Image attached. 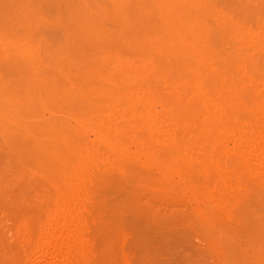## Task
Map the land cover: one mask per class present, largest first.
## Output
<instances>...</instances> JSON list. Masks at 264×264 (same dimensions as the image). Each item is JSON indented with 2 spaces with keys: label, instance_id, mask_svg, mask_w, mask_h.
<instances>
[{
  "label": "bare ground",
  "instance_id": "6f19581e",
  "mask_svg": "<svg viewBox=\"0 0 264 264\" xmlns=\"http://www.w3.org/2000/svg\"><path fill=\"white\" fill-rule=\"evenodd\" d=\"M262 15L250 24L215 0H0V146L26 152L19 180L39 186L43 208L15 227L34 243L27 264L89 263L87 200L107 205L110 190L145 181L188 195L217 263L240 264L237 230L256 238L249 212L264 214ZM235 208V232L216 223Z\"/></svg>",
  "mask_w": 264,
  "mask_h": 264
},
{
  "label": "rangeland",
  "instance_id": "374dc122",
  "mask_svg": "<svg viewBox=\"0 0 264 264\" xmlns=\"http://www.w3.org/2000/svg\"><path fill=\"white\" fill-rule=\"evenodd\" d=\"M215 1L218 2L220 5L224 6L225 8H227L233 14H236V17L238 16L239 19L242 18V21H246L247 23H249L251 19H254V18L259 19L260 17H256V16L257 15L259 16L260 14L262 15L264 13V0L262 2L260 0H254V1L253 0H215ZM225 5L228 7H226ZM256 22L257 20L255 21V24ZM262 25L260 26L263 29ZM52 32L54 33V31H51V33ZM56 32L57 31H55L54 34L57 37ZM52 34L50 35L52 36ZM54 34H53V37H54ZM16 152L14 151L13 154L11 152L9 153L3 147L0 146V264H18V263L27 264L26 258H25L28 256V250L26 249H27V246L29 247V245L27 244H31L30 247L31 246L33 247L32 244L34 243L24 242V240L20 238L19 234L16 232L17 228L15 229V227H18L17 224L19 223V221L24 222L25 219H26L25 223L28 222V224L31 222L33 223L35 221H38L40 218L38 219L37 216L39 217L40 211L42 212L43 210L41 206L40 207L42 208V210H40L39 206L37 205L38 203L35 202L38 200L35 196L38 193H35V192L38 191L36 189L39 186H37V184L35 185L34 183L33 185H31L32 183L29 180L25 182L26 184L22 181L23 180L22 178H21V182L23 183H21L19 180L20 176L23 175L21 174L23 164L21 166L19 162H21V157L23 156L26 157L25 156L26 152H24L23 156H19L20 160L18 159V161L15 157L20 154L17 155ZM14 154H15V157H14ZM128 166L130 165L128 164ZM128 166H127L128 169L134 170L136 168L135 164L131 165L132 167L134 166L135 168L134 167L131 168V166L130 167ZM137 168L140 169L142 176L147 174V170L143 169L141 166L138 165ZM132 172L133 171H131V173ZM134 173H135V170H134ZM137 173H140V172H136L135 174ZM141 174H138V175H140L141 177ZM149 174L152 177V174L151 173ZM145 176L141 178L145 180L146 179ZM150 176H147V179H146L147 182H148V179H151V178H148ZM27 182H29L30 184ZM145 182L139 185L138 184L134 185L136 187H133V189L131 186V189H129L128 195H125V196L124 194L122 195V193L119 191H115L114 189L113 191L110 190L109 192L110 195H108V192L106 193V196H108V199L106 197V200H108L107 205L106 203L103 204L104 202L103 203L99 202V201H102L100 198H99L100 200H98L99 205L97 201L94 203L96 198L92 200L93 199L92 197H90L91 201L88 199L86 202L87 204L84 203L85 206L83 207L82 212L83 211L84 212L82 213V215L86 214L85 216L86 218L84 216L82 217L84 221V224H83L84 227L82 228L83 230L81 231V233L82 232L83 233L81 236H83L84 234L83 236L84 238L83 237L81 238H82L83 243H85L84 246L86 247L85 249H87V252H88V253L85 252V257H87V259L85 258V261L89 260L87 261L89 263H86V264H218L213 254L207 247L206 242L204 241V239H202L203 237H199L202 234L201 227L199 228L198 226H196L195 222L193 223L191 221L192 220L191 217L194 213L189 214V212L190 210H192L193 212V210L195 209L194 205L198 206V204L194 202H192L193 204H191V201L188 199V195L182 196V195H179L180 193H177L175 191H173L172 194L178 195L177 198H174L175 195L174 196L171 195L172 196L171 198L170 197L171 191H168L169 193L168 194L165 192V189L162 190L161 188H158V187L155 189L154 186H153L154 188L152 187L153 189H151V187H149V184ZM131 191L132 192L134 191V192L130 193ZM238 193L239 192L234 191L232 195L234 194V196H237ZM111 195L113 196V198H110ZM262 195H264V192H262ZM122 199H123V202H122ZM115 202L117 204L113 205V203ZM119 202L121 203V205H119L120 204ZM201 204H200V207L204 208L202 207ZM97 206H98V209L100 210L96 208ZM116 206L117 207L119 206V208L117 209ZM115 207H116L115 209L116 212H114L115 210L111 209V208L114 209ZM122 207L124 208L122 209ZM92 208H95L97 210L95 211ZM108 208L111 210H109ZM237 209L238 208H235L234 214L233 215L231 214L232 216L227 214L228 212L226 213L227 215L225 214L227 217L223 215L224 214L223 212L219 213L218 216L220 217V219L218 216H216V219L218 217V220H216V223L219 225L222 224V227L224 226V228L225 227L226 229L228 228L227 230L229 229L231 231H233L234 229L237 230L239 228V226L237 225V222H235L237 221V218L239 217V215L237 214L241 213L240 216H242L243 215L242 211H244L242 210V208H239L238 212H236ZM262 209L263 207L260 208L261 211ZM98 211L100 212V214ZM207 211H212V208H207ZM27 212L30 214H28ZM88 213L92 215L91 216L92 219L89 218L90 215H88ZM101 214H102L101 216L102 218L100 217V221H99V218L98 220L97 219L95 220V218H97ZM117 214L121 218L117 216ZM30 215L31 216L33 215V216L31 217ZM104 215L109 216L108 218L106 217L107 220L108 219L110 221L112 220V222L118 221V224H117L118 227L114 228L113 232L116 235L118 234L117 237H119V239L117 238L118 240L116 239L115 241L112 240L113 242L117 244L112 243V241H111L112 244H109L110 240H108L107 237L108 236L110 237V235L113 233L112 232L113 229L110 230L106 228L104 230V226L102 223L103 222L102 219ZM176 215H177L176 217L177 219L173 218ZM249 215L252 217L255 216L254 219H255V223L257 224V227L256 229H253V230L255 231L257 229L260 231L262 230L261 232L264 233L263 231L264 230V218H262L264 217V214L261 212L259 216H262V217H256V215H253L252 213L250 214L249 212ZM24 216H28V218L30 217L31 219L25 218ZM111 216L116 217V219H113V217L110 218ZM186 216H189V217H186ZM19 217H21V220ZM117 217H119V219ZM232 217L233 218L236 217V220L235 218L231 220ZM105 220H104V225H106L105 222L107 221ZM187 220H189L188 221L189 223L187 222ZM218 221H220V223H218ZM86 222L88 224H86ZM259 222L261 223L258 224ZM32 223H31V226H32ZM192 223L193 225L191 226L190 224ZM107 225L110 226V223H108ZM107 225L105 227H107ZM197 225L201 226L199 223H197ZM258 225H259V228L260 226H262L261 229L258 228ZM113 226L115 225H112V227ZM121 226H122V229L125 227L123 229V231L125 232V234H123L124 236L119 234L120 233L119 229H121L120 228ZM193 226L195 228H193ZM112 227H108V228H112ZM94 228L96 230H94ZM253 230H252V234L254 233ZM105 231L109 233L107 234V232ZM115 231L118 233H116ZM260 231H258V233L256 232L257 234L256 233L253 234L254 237L256 238H251L250 236L247 235L250 238V240L248 241L247 239L248 237L246 236L247 233H244L245 231L244 232L242 231L241 233L240 228L237 230V233L238 234L240 233L239 235L242 236V238L239 237L240 242L238 245V249L240 248L241 251L237 249L238 255H236V257H239L240 261L238 262H240V264L242 262H243L242 264H264L263 262L259 261V256L255 255V253L253 252V249H254L253 246L256 241L254 242V244L251 243V241H254V239L257 240V235H260L261 233ZM124 232H121V233H124ZM250 232L251 231H249V235H252ZM114 234L113 236H115ZM85 240L87 242H85ZM250 243L252 245H250ZM121 251L123 252V255L125 254V257H126L125 259L128 258L127 260L122 258L124 256H122ZM86 254L88 255L92 254V255L86 256ZM121 259L127 262L125 263Z\"/></svg>",
  "mask_w": 264,
  "mask_h": 264
}]
</instances>
